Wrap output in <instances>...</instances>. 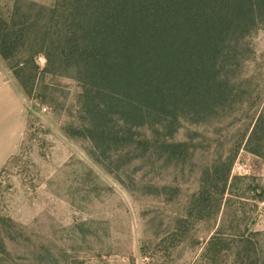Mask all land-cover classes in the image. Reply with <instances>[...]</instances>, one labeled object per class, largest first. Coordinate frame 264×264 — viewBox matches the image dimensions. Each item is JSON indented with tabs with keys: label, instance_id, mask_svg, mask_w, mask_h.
I'll use <instances>...</instances> for the list:
<instances>
[{
	"label": "rangeland",
	"instance_id": "rangeland-1",
	"mask_svg": "<svg viewBox=\"0 0 264 264\" xmlns=\"http://www.w3.org/2000/svg\"><path fill=\"white\" fill-rule=\"evenodd\" d=\"M56 3L0 0V14L28 33L15 59L0 56L15 133L0 167V264H264V132L257 153L246 148L264 118V23L224 67L229 91L212 112L141 129L147 143L94 142L75 132L84 121L76 70L45 56L40 36L57 28ZM226 156L227 202L189 215L203 170ZM217 230L222 251L203 254Z\"/></svg>",
	"mask_w": 264,
	"mask_h": 264
},
{
	"label": "trees",
	"instance_id": "trees-1",
	"mask_svg": "<svg viewBox=\"0 0 264 264\" xmlns=\"http://www.w3.org/2000/svg\"><path fill=\"white\" fill-rule=\"evenodd\" d=\"M56 5L57 28L40 36L51 45L45 56L76 70L84 121L75 132L94 142L147 143L150 137L141 129L173 130L182 113L212 112L229 91L224 67L238 60L244 39L264 23V0H57ZM27 34L25 24L0 14V56L15 59ZM13 74L19 79V68ZM262 132L261 113L246 140L250 152H258ZM232 161L220 157L203 170L189 215L215 214L227 202L235 179ZM219 233L208 239L203 254L222 251Z\"/></svg>",
	"mask_w": 264,
	"mask_h": 264
},
{
	"label": "crops",
	"instance_id": "crops-1",
	"mask_svg": "<svg viewBox=\"0 0 264 264\" xmlns=\"http://www.w3.org/2000/svg\"><path fill=\"white\" fill-rule=\"evenodd\" d=\"M13 92L10 85L0 86V167L5 163L11 146L14 144V129L10 123V105L4 96Z\"/></svg>",
	"mask_w": 264,
	"mask_h": 264
},
{
	"label": "built area",
	"instance_id": "built-area-1",
	"mask_svg": "<svg viewBox=\"0 0 264 264\" xmlns=\"http://www.w3.org/2000/svg\"><path fill=\"white\" fill-rule=\"evenodd\" d=\"M240 167V166H239Z\"/></svg>",
	"mask_w": 264,
	"mask_h": 264
}]
</instances>
